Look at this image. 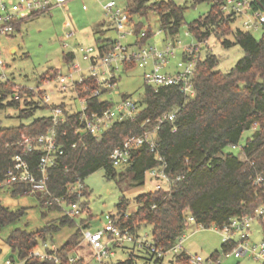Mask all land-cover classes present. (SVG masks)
Wrapping results in <instances>:
<instances>
[{
  "label": "trees",
  "instance_id": "obj_1",
  "mask_svg": "<svg viewBox=\"0 0 264 264\" xmlns=\"http://www.w3.org/2000/svg\"><path fill=\"white\" fill-rule=\"evenodd\" d=\"M128 2L132 16L156 13L160 29L171 34H176L183 23L185 7L176 1ZM213 3L205 16L189 24L190 31L199 41H204L212 33H232L236 42L225 39L223 44L228 47L238 43L244 50L243 57L226 72L215 69L218 64L215 54L209 52L201 57L194 75L196 93L193 97H186L176 85L155 88L146 83L145 95L139 99L141 112L134 118L116 121L100 138L90 133L75 132L80 125L79 111L69 113L61 106L65 118L58 123L57 131L58 140L64 146L65 152L49 169L48 187L52 195H43L45 204L59 206L52 196H63L68 203L77 200L78 195L69 193V189L78 181L83 184L84 177L101 168L106 169L109 177H115L117 172L111 164V152L128 137L152 128L158 116L176 110L175 119L164 122L159 128L157 150L167 163V171L172 175L184 174V177L174 182L170 188L140 194L136 198L137 211L129 213L128 216L123 215L126 211L125 202L121 201L118 204V213L111 215L117 218L119 226L139 235L141 224L150 223L152 240L163 250H168L183 236L188 224V214L194 216L196 224L209 227L212 224H222L233 216L252 214L258 206L264 205V23L260 39L250 30H234L231 27L233 18L224 16L218 4ZM253 6L264 11V0H254ZM143 28L142 23H136L137 31ZM145 29L147 35L140 40V44L147 42L154 32L150 25ZM108 40L110 43L107 45L111 46L114 40L107 37L98 38V43L103 44ZM103 46L105 45L100 47ZM64 59L69 63L73 59V53H65ZM134 66L125 64L124 69ZM54 77L56 70L52 75H42L41 81ZM88 83L91 89L98 87L93 79H88ZM0 93L2 97L13 93L14 99L9 103L19 107L21 99L15 98V94H20L26 104H34L35 101L29 98L35 95L42 97L43 90L17 87L8 80L6 84L0 82ZM89 93L87 91L82 94L86 96ZM89 103L91 107L99 110L110 105L107 100L97 96L90 97ZM2 106L0 103V107ZM30 109L24 108L21 111L26 115L31 113ZM52 124L48 115L17 127L0 125V181L12 168L14 156L23 150L19 144L22 136L43 133ZM247 130H252V133L242 147L244 157L241 158L231 148L240 143ZM39 154L36 150L30 155L33 164H36ZM158 164L155 154L148 146H143L133 154L131 163L120 177L130 176L137 184H143L146 171ZM14 187L15 194L29 193L30 186L27 183H15ZM80 190L82 195L87 193L84 184ZM22 212L0 206V227L18 218ZM60 221L75 222V219L65 215ZM260 223L264 239V218ZM56 227L54 223H49L38 232L16 228L6 241L26 264H36L40 261L32 258L39 238L45 241ZM77 240L78 234H75L60 249H48L47 252L59 256V264H86L83 258L69 260ZM223 246L228 251L234 244L224 242ZM146 251L150 254V259L154 258L156 263L163 264V257H156L147 249ZM174 258L177 263L189 264L188 255L184 251ZM41 262L55 264L52 260ZM123 264H134L133 254Z\"/></svg>",
  "mask_w": 264,
  "mask_h": 264
},
{
  "label": "rangeland",
  "instance_id": "obj_2",
  "mask_svg": "<svg viewBox=\"0 0 264 264\" xmlns=\"http://www.w3.org/2000/svg\"><path fill=\"white\" fill-rule=\"evenodd\" d=\"M15 1V0H7ZM108 0H72L67 7L57 8L49 13H44L29 17L18 25L17 30L10 36L0 37V56L5 61L4 68L0 67V82L6 84L9 80L17 87L42 89L43 96L48 95L50 100L46 105L42 97L35 95L29 100L34 104H26L21 99L19 107L10 105L14 99L13 93H8L2 97L0 93V125L2 127H17L21 124H29L34 119L51 114L52 105L63 106L69 113L77 112L81 109L82 103L77 93L68 88L60 91L56 84L58 72L68 74L72 69V60L68 63L64 59V54L74 53V63H78L83 72H76L74 77L78 79L82 73H88L89 62L82 59L79 48L81 46H94L96 48L98 38H118V32L113 27L104 5ZM120 6L124 7L128 0H116ZM176 3L185 7L184 20L176 34L160 30L158 16L156 13H149L147 16L135 15L134 20L143 24L144 28L149 25L156 32L149 43L153 46L164 47L168 43L176 45V54L170 60V68L183 59L184 48L188 45L199 44L197 37L190 31L189 24L194 20L205 16L212 8L213 2L208 0H176ZM87 8L84 9L83 5ZM245 14L238 15L231 27L234 30H244ZM75 31L71 37L66 34ZM258 39L263 35L262 25L250 30ZM228 39L235 41L234 34L217 35L212 33L207 42L202 41L201 56L204 57L211 52L218 57L216 70L221 72L229 71L243 57L244 50L238 43L225 46L223 41ZM133 36H128L124 42H134ZM14 49V51H11ZM138 47L133 45L130 50L136 51ZM56 77L49 82L41 81V76L48 73ZM116 72L117 81L112 87V91L104 95L105 98L113 101L121 100L124 96H132L139 100L145 95L146 82L144 70L139 66L125 70L120 66ZM2 97V98H1ZM31 108V113L23 115L22 109ZM252 130L243 133L240 143L231 150L241 158L244 157L242 147L246 143ZM128 166L114 167L117 175L109 177L105 168H101L88 174L83 179L87 193L80 198L79 204L81 214L75 222L66 221L61 223L60 218L65 216L64 209H69L71 204L64 201L63 208L57 205H48L43 202V195L40 192L15 194L9 187H0V206L11 211L22 210L18 218L0 227V264H8L7 260H12V264H26L17 252H14L7 243L8 235L16 228L28 232H38L47 224L54 223L57 227L52 230L45 241L39 238V243L34 249L36 252L45 253L48 249H60L66 241L75 234H78L77 245L71 252V256L83 258L86 264H102L95 257L94 249L84 239L82 229H89L95 232L109 222L111 215L119 211L118 204L125 202L124 209L128 213L136 212L138 209L137 197L140 194L155 191V185L148 174L145 175V182L137 184L130 176L121 178L120 174L125 172ZM74 189L78 188V183L74 184ZM83 193V192H82ZM79 197V196H78ZM141 238L152 239V225L142 223L138 229ZM183 248L186 255H201L204 258L202 264H212L214 257H219V264H264V260L256 258L254 255H244L240 258L234 255L227 256L224 248L223 236L215 225L204 227L196 222H189L183 233ZM263 240L262 225L259 221L252 224L251 244H259ZM126 247L113 248L114 254L108 258L111 264H123V261L130 256L134 257V264H159L154 258L150 259V254L145 248L126 244ZM131 248V249H130ZM132 252V254H131ZM175 254H166L163 264H176ZM33 260L40 261L36 255ZM180 264V263H179Z\"/></svg>",
  "mask_w": 264,
  "mask_h": 264
},
{
  "label": "built area",
  "instance_id": "obj_3",
  "mask_svg": "<svg viewBox=\"0 0 264 264\" xmlns=\"http://www.w3.org/2000/svg\"><path fill=\"white\" fill-rule=\"evenodd\" d=\"M72 0H0V37L10 36L16 30L22 21L29 17L49 13L54 9L67 7ZM155 2H170L176 0H146ZM216 2L223 12L224 16L235 18L238 15L245 14L244 30H252L258 28L264 23V11L260 8L255 9L254 0H212ZM83 8L87 6L84 4ZM129 2L124 6H120L116 0H108L104 5L109 18L113 23V27L118 32V38L113 39V44L108 40L103 44L97 43L94 46H81L79 48L82 59L89 62L88 73H82L78 79L74 77L76 72H83L78 63H74V53L72 59V69L68 74L58 72L56 84L60 91L72 88L80 98L82 107L80 113V125L76 127L75 132L80 134L90 133L100 138L103 133L110 128L116 121L134 116L141 112L142 106L139 100H135L132 96L123 97L121 100L113 101L105 98L104 95L112 91V87L116 83V72L120 66L125 64H134L144 70L145 82L155 88L161 85H176L186 97H193L196 93L194 87V75L197 71V65L201 56L202 41L199 44L188 45L184 48L183 59L180 60L171 69L169 64L172 57L176 54V45L168 43L164 47L153 46L149 40L156 35L153 32L151 38L140 44V40L147 35L146 29L136 30V21L134 16L129 12ZM162 30V29H160ZM75 31L66 34L71 37ZM128 36L135 38L134 42L125 43L124 40ZM205 39L204 41H206ZM101 45H105L100 47ZM133 45L138 49L130 50ZM5 61L0 56V67L4 68ZM4 76L2 72L0 76ZM88 79H93L98 85L97 88L91 89ZM115 79V80H114ZM49 82V80H46ZM81 87V90L78 88ZM34 89V88H32ZM90 92L84 96L83 92ZM100 97L107 100L110 105L99 110L91 107L89 103L90 97ZM15 98L22 99L20 94H15ZM42 100L48 104L50 97L43 96ZM49 105V104H48ZM176 116V110L168 111L156 118L155 125L150 129H144L141 133L128 137L121 146L116 147L110 154V160L113 167L128 166L131 163L132 156L143 146H148L159 160V164L149 168L146 173L155 185L156 189H166L184 177V174L172 175L167 171V163L163 156L157 150V138L160 126L166 121H173ZM51 120L53 124L43 133L22 136L19 144L23 147L22 152L17 153L13 160V166L7 173L6 177L0 181V187H14L15 183H27L30 186L29 193L41 192L44 195H52L48 183L50 179L49 169L57 162L58 158L64 154V146L58 140L57 125L64 120V110L60 105L51 106ZM149 121V119H147ZM176 128H174L175 130ZM235 147V146H234ZM36 150L40 153L36 164L30 160ZM261 179V178H259ZM78 188L72 186L69 193H76L79 197L72 201L69 209H64L63 202L67 201L63 196H52L53 201L64 209L65 215L76 219L80 216L82 210L79 204L82 196V182L78 181ZM47 202V201H46ZM48 202H52L48 200ZM124 216H128V212H123ZM264 218V205L258 206L254 213L237 215L229 218L222 224H213L220 231L223 240L226 243L234 244V246L226 252L227 256L234 255L240 258L244 255H254L256 258L264 260V239L259 244H251L252 224ZM187 222H195L194 216L188 214ZM84 239L94 249L95 257L102 264H111L108 258L114 254L113 248L126 247V244H133L146 248L156 257L165 258L166 254L173 252L175 255L182 253L183 236L168 250H163L157 246L154 241L141 238L140 235L130 232L128 228H122L117 223V218L110 217L109 222L104 228L92 232L89 229H82ZM40 260H52L55 264L60 263V258L56 254L49 252L40 253L33 252ZM189 264H202L205 260L201 255H188ZM77 257L70 256V261H75ZM219 257L211 260L212 264H219ZM8 264H12V260H7ZM176 264H179L176 262Z\"/></svg>",
  "mask_w": 264,
  "mask_h": 264
},
{
  "label": "crops",
  "instance_id": "obj_4",
  "mask_svg": "<svg viewBox=\"0 0 264 264\" xmlns=\"http://www.w3.org/2000/svg\"><path fill=\"white\" fill-rule=\"evenodd\" d=\"M11 51H14V49H11ZM14 189H15V187H11V188H9V190L12 191V192H13ZM130 249H131V248H130Z\"/></svg>",
  "mask_w": 264,
  "mask_h": 264
}]
</instances>
